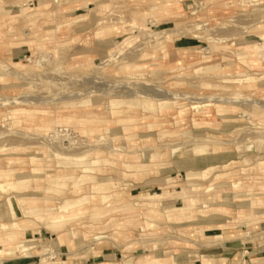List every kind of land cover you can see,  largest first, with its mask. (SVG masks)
<instances>
[{
    "label": "rangeland",
    "instance_id": "374dc122",
    "mask_svg": "<svg viewBox=\"0 0 264 264\" xmlns=\"http://www.w3.org/2000/svg\"><path fill=\"white\" fill-rule=\"evenodd\" d=\"M169 1L0 0V148L13 145L30 147L0 153L1 166L30 173V158L38 156L39 148L45 147L41 142H46L48 138L57 142L63 138L71 139L80 148L79 151L96 150L101 157H107L108 147L115 146L120 156L113 159L108 155L114 161L112 164L101 163L96 174L86 173L89 180L81 186L79 194L74 192L72 182L62 192L46 191L50 185L46 177H53L57 170L53 153L52 161L41 163L43 177L40 176L37 182L31 181L19 193L39 197L40 205H46L45 197L63 201L67 197L90 195L93 193L92 184L107 177L115 185L110 186L105 195L126 191L124 200L110 197L106 205L103 198L98 197L94 204L102 206L99 210L101 217L95 215L91 205L84 206V213L68 224L72 230L76 229L78 236H74L72 231L67 234V246L63 252L57 240L60 233L53 235L41 228L22 233L19 237L23 246L21 252L9 256L0 250L2 264L16 260H21L22 264H64L66 257H70V262L68 260L65 264H93L92 256L105 249L113 254L110 257L107 255L108 260L116 264H126V260H132L130 264H138L142 259L156 256L166 258L167 264H183V258L196 260L203 256L202 249H217L220 246L226 249L237 246L230 264H254L255 259L264 254V142H259L264 140V108L260 106L264 103V59L261 58V62L255 65L250 57L240 60L236 52L261 43L259 46L263 45L264 53V40L260 38L264 34V5L242 6L237 0H172L173 4L167 6ZM124 25H128L125 27L127 30L121 28ZM131 25H137V28ZM106 26L118 28L97 35ZM172 35L174 41L168 42L167 56L163 57L160 53L154 60L151 46L171 39ZM126 38H131L130 44L117 54L116 46ZM212 38L224 40L217 43ZM111 52L114 57H110ZM250 52L247 50L245 53ZM13 62H17V66ZM124 63L132 68L121 69ZM210 65H217L218 69L196 72V68ZM248 76L252 80L246 81ZM225 78L237 81L224 82ZM95 79L99 82L97 86L94 85ZM239 79L244 80L240 82ZM130 87L133 89H128ZM95 88L105 93H97L99 91ZM127 89L130 98L126 94L129 92ZM137 89L144 96L146 91L151 92L150 89L157 91L148 95L153 97L155 109L128 108L124 103L119 106L124 112L114 116L111 101H127ZM163 90L177 94L178 99L174 100L178 105L184 104L189 108L182 122H177L175 118L177 105L168 115L157 108L156 99L162 97ZM123 91H126L125 94L121 93ZM136 92L138 90L134 91L132 98ZM209 97L229 99V103L225 104L228 109L223 111L225 116L212 106L209 107L211 115H196L199 124L195 125L193 115L196 111L190 108L191 103L203 102ZM21 100L26 102L19 103ZM208 103L214 104L215 101ZM18 108L27 112L20 113L19 121L14 123L10 111ZM69 115L73 118L55 122ZM129 118H134L129 122L131 129L124 130L125 123L118 120ZM43 120L50 122L47 132L40 129L45 128ZM90 125L98 130L84 132L83 129ZM184 130L192 131V135H200L207 141L211 153L208 156L219 157L216 163L203 161L193 168L200 171L209 165L217 166L208 178L195 181L198 184L196 188L189 187L187 190V197L197 201L193 209L195 212H172L174 218L169 220L166 214L156 217L142 207H126L130 204L127 202H134L128 195L162 192L164 189L173 193L168 205L184 206V199L179 200L176 191L182 190L188 183L189 168L184 167L185 163L198 159L191 152L193 144L190 143L194 137H185ZM242 134H245L244 141ZM255 141L256 144L259 142L258 148L252 143ZM177 144L183 146L182 151H188L187 155H171V149ZM239 145H245V148L239 150ZM247 145H252V149H248ZM127 151L137 156L144 153L147 157L154 153H166L167 156L158 157L163 163L160 167H151L147 175L135 177L131 176L134 171L123 164L129 161L125 157ZM9 158L15 159V163H8ZM79 174L77 171L75 176ZM235 183L238 187L232 186ZM17 193L0 194V202ZM203 205L211 207L202 208ZM209 208L212 210L203 216L201 210ZM146 221L153 226L144 228ZM222 225L225 226L224 231H207L208 227ZM218 233L223 236L215 238ZM99 234L105 236L99 239L101 242L97 239ZM46 248L48 252L44 251ZM70 252L77 254L66 256ZM209 255H213L212 252ZM173 257H176V262ZM42 259H47V262L43 260L40 263Z\"/></svg>",
    "mask_w": 264,
    "mask_h": 264
},
{
    "label": "bare ground",
    "instance_id": "6f19581e",
    "mask_svg": "<svg viewBox=\"0 0 264 264\" xmlns=\"http://www.w3.org/2000/svg\"><path fill=\"white\" fill-rule=\"evenodd\" d=\"M56 1L59 2V0H56ZM237 2L240 3V5H242V6H248V5L256 6V4L264 5V0H237ZM172 4H173V2H172V0H170L169 4H167V6H171ZM127 26L128 25H124L121 28L127 30L125 28ZM131 26L137 28V25H131ZM195 27H197V29H200V26L197 25V24H195ZM117 28L118 27H116V26H106V27L102 28L101 31H98L97 35H103V34H106L108 32H112L114 30H117ZM179 34H180V32H179ZM260 38H261V40H264V34H261ZM130 39L131 38H126L123 42H121L118 46H116L117 54H121L122 51L124 50V48L128 47V45L131 42ZM212 39H213L214 42H217V43H220V42L222 43L223 40H224V39L215 40L214 38H212ZM166 41H167V43H166ZM173 41H174V38H173V35H172L171 39L167 38V40L166 39L163 40V41L161 40L160 42L153 44L151 46L153 48V53H154L153 59L157 60L156 57H158L160 53L162 54L163 57H166L167 56V47H168L169 43H172ZM260 44H255L252 47L246 48V49H238L236 52L239 55V59L240 60H244L245 57L246 58L250 57L249 59H250L251 63H253L255 65L259 64L261 62L260 59L261 58L264 59V53L262 51L263 50V45L261 47V46H259ZM247 50H250L251 52L246 54L245 52ZM138 52L140 53L141 50H139ZM110 57H114L113 52L110 53ZM204 58H205V56H204ZM154 63H156V62H154ZM12 64L17 66L18 63L17 62L16 63L13 62ZM219 64H221V63H219ZM217 65L199 67V68H196V72H199L201 70L208 71V70H212L214 68L218 69ZM109 66H111V65L109 64ZM139 67L140 66H138V68ZM129 68H132V67L128 63H124L123 66L121 67V69H129ZM219 69H220V67H219ZM154 78H155V76H154ZM102 80L105 81V83H107V84L109 82V80H108V82L105 79H102ZM243 80L244 79H239L240 82L243 81ZM245 80L246 81H250V80H252V77L248 76V77L245 78ZM233 81L236 82L237 79L225 78V80H224V82H233ZM90 82H91V79H90ZM95 82H96V79H95ZM100 82H102V81L100 80ZM120 82H121V84L123 83L122 81H120ZM120 82H119V84H120ZM92 83H94V82H92ZM97 83L99 84V82H96V84L94 83V85L97 86L98 85ZM127 83H131V82H127ZM89 85H88V87H89ZM124 85L127 86L126 83ZM132 85H135V84H132ZM118 86H120V85H118ZM146 86H149V85H146ZM151 86L153 87V86H156V85H150L149 87H151ZM136 87H137V85H136ZM106 88L107 87H105V89ZM117 88L118 87H116L115 89H117ZM122 88L124 89V87H122ZM192 88H194V87H192ZM87 89H89V88H87ZM87 89H86V91H87ZM128 89H133V88L130 87ZM134 89H135V87H134ZM93 90H94V88L91 91H93ZM111 90H113V89H111ZM125 90H126V87H125ZM137 90H138V93L136 92L135 97L132 98V96H133L132 94L134 93V91H137ZM137 90L133 91V93L131 94V99H128L127 101L112 100L111 104H110L111 113L114 116L117 115V114L123 113L124 111H122V110L120 111L119 106L121 104H124V103H126L129 106L128 108H133L134 106H140L144 111H146V110H154L155 109V107H154L155 106L154 105V99H153L152 96L148 97L149 93L151 95V92H153L154 90L152 89L153 90L152 91L150 89L151 92H149V90L146 91L148 94L145 93L146 94L145 96L142 94L143 93L141 91L142 89L140 90L142 93L139 92V89H137ZM89 91L90 90H88V92ZM97 91H99V90H97ZM163 91L165 92V90H163ZM107 92H109V90ZM117 92H119V91H117ZM125 92L123 91L121 93L125 94ZM156 92L157 91H155L153 93L155 94ZM92 93H94V92H92ZM97 93H102V91L101 92L99 91ZM104 93H102V94H104ZM129 93H130V91L126 93L127 96H128ZM94 94H96V92ZM107 94L109 95L110 93H107ZM184 94H183V96H184ZM193 95H194V93H193ZM121 96H126V95H121ZM159 96H161V95H159ZM185 96L188 97V95H185ZM236 96H238V95H236ZM113 97L114 96H112L111 98H113ZM116 97H119V96L117 95ZM234 97H235V95H234ZM121 98H123V97H121ZM128 98H130V94H129ZM174 99H178L177 94L171 93V92H165L162 95L161 98L156 99L158 101V103H157L158 107L157 108L159 109V111L161 113L168 115V114L172 113L171 112L172 108H174V106L177 105L176 106L177 109H176V112H175V114H176L175 118H176L177 122H182L184 120L185 115L189 112V108L186 105H184V104L183 105L182 104L178 105L177 101H175ZM182 99H184V98H182ZM188 99H190V98H188ZM203 99H201V100H203ZM236 99H238V98H236ZM212 100L215 101L214 104L213 103H208L209 101L212 102ZM228 101H229V99H224V98H219V97H214V98L209 97V98H207L206 101H203V102L193 101L191 103V107L190 108H192V109H194L196 111L194 113V115H193L194 124L195 125L199 124L196 115H198V114H203L205 116L211 115L212 109L209 108V107H212V106L215 107V109L217 110V112L220 115L225 116L223 114L224 113L223 111L228 109V107L226 106L227 105L226 103ZM234 101H235V99H234ZM234 101H232V102H234ZM236 101H238V100H236ZM239 101H241V100H239ZM25 102L26 101L21 100L19 103H25ZM36 102L34 101V103H36ZM250 102H251V100H250ZM203 103H205V104H203ZM252 103H253V101H252ZM252 103H250V104H252ZM239 105H241V104H239ZM260 106L262 108H264V103L263 104L261 103ZM231 108H233V107L231 106ZM23 112L24 113L27 112L26 109H21V108L19 109L18 108V109H14V110L10 111V115H11V118L14 120L13 121L14 123L19 121L18 116L20 115V113L22 114ZM64 118L65 119H72L73 116H70V115L69 116H63V117H61L59 119H56L55 122L56 123H61V122L64 121ZM248 119H249V117H248ZM132 120H134V118L120 119V120H118V122L125 123L124 127H123L124 130H129V129H131V125H129V122H131ZM86 121L87 122H92V121H89V120H86ZM49 123H50L49 120H43V124L42 125H44L45 128L40 127L42 125H40L38 127H40L41 130L47 132V131H49L47 129V125ZM97 130H98V128L96 126H92V125H90L87 129H83L84 132H91V133H93L94 131H97ZM209 130L210 129H208V131ZM197 131H199V130H197ZM205 131H207V130H205ZM215 131H217V130H215ZM191 132L189 130H184L183 135L185 137L190 136V139L192 138V136L194 137V140L192 141V143H190V144H193L192 147H191V152L198 159H193L191 161H187L186 163L184 162L185 163L184 167L189 168V169H187V180H188V183H187V186L185 188L183 187L182 190L176 191L177 194H178L177 196H180L179 200L184 199L183 200L184 201V206L171 207L170 205H168L170 203V200H172L173 193L171 191H168V190L164 189V191H162V192H153V193L128 195L129 199L131 198L132 200H134V202L133 203L131 201L127 202V203H130V204H126L125 205L126 207L131 208L132 206L133 207L134 206H139V207H142L143 210L146 209L148 214H154L156 217H160V216H162V214H166L165 216L169 220H172L174 218L173 215L171 214L172 212L173 213L177 212V214L178 213L179 214H184V213H187V212H191V213L195 212V210H193V209L195 208L197 201L194 198H190V197L188 198L187 197V190H188L189 187H192L193 189L196 188V186L198 184H196L195 181L199 180V179L208 178V176L210 175L211 171L213 169H215L217 166L214 165V164L213 165H209V166L205 167L203 170H200V171H195L193 168L196 167L197 165H200V163H203V161H207V162L209 161V162H215L216 163V161L219 159V157H217V156H208L211 153L209 152V144L207 143V141L204 138L200 137V135H192ZM233 134H235V133H233ZM253 134H255V133H253ZM257 134L258 133H256V135ZM242 135H244L242 137L243 141H244L245 134H242ZM238 137H240V136H238ZM45 141L46 142H41L42 144L45 145V147L39 148L40 150H38V153H37L38 156H34L33 155V157L30 158V163L32 165V170H31L30 173L19 171L18 169H14V168H3L1 166V163H0V194H10V192H14V191L18 192L15 196L8 195L3 202H0V250H3L6 253V255H9V256L14 255L16 252H21L20 249L23 246L21 245L22 244L21 241H19V237H21L23 235L22 234L23 232L31 231V230H35L36 231L37 229H41V228H44L46 231H48V233H52L53 235H55L56 233H60V236L57 238L58 243L60 245H62V246H67L66 243H65L66 236H67L68 233L70 234L71 231H72V228H71L72 226H69L68 224L72 220L76 219L78 216H80L81 214L84 213V211L86 210V208H84V206L91 205L90 208H92L93 210L96 211L95 215L101 217L102 213H99L100 212L99 210L102 209V206L94 204V202L98 199V197H100V198L102 197L103 198L102 201L104 202V205L107 204V202L110 200L109 199L110 197H115V198H117V200H121V201L124 200V198H126V195H125L126 191H125V193L120 192V191L113 192V194H112L113 196L112 195H105L104 192H106V190L108 188H110V186L114 187V185H115V183L112 182V179L108 178V177L106 179L102 178L101 180L97 181L96 183H93L92 186H91V188L93 189V193H91L90 195H87V194L83 195L82 194V195H79L77 198L67 197L63 201H56V200H54L51 197H45L44 203L46 205H40L41 201H40L39 197H34V196H30V195L20 194L19 192L21 190L27 188L30 185L31 181L37 182V180L40 179V176L43 177L44 174L42 175L41 172H42L44 167H42L41 163H43L44 160H45V163H46V161L47 162L52 161V156H53L52 153L56 157L55 166H56L57 170L55 171V174L53 175V177H46L47 181L50 183V185L46 188V191L47 192H52V191L62 192V190L68 185V183L72 182V185H73V188H74V192L76 194L80 193V191L82 190L81 186L85 185L86 182L89 180V179L86 178V175H85L86 173H94V174H96V171L98 170L97 167H99L98 165H100L101 163H103L104 165L112 164L114 161H112V159H109L108 155L112 156L110 158H113V159H115L118 156H120L119 153H117L119 151V149L117 147H115V146H109L108 147V155H107V157H105V156L101 157V155L97 154L96 150L92 151V149H88V150H85V151H79L80 148L78 146L76 147V143L74 141H72L71 139H68V138H63L60 142H57V141H55L53 139L49 140V138H48V140L45 139ZM235 142L238 143L237 141H235ZM259 142L263 143L264 140H261ZM259 142L257 144H256V141L252 142V143L256 145V148H258L259 147ZM239 143H240V141H239ZM187 144H184V145H187ZM226 144H229V143H226ZM180 145H178L177 147H173L171 149V155L172 156L187 155L188 151H182V147L183 146L181 147ZM251 146L252 145H247V148L250 149ZM27 148H30V147H21V146H18V145H13V146H10V147L6 146V147L0 148V153L16 152V151H19V150H26ZM189 148H190V146H189ZM238 148H239V150L241 148L244 149L245 145H239ZM242 150H241V152H242ZM260 150H262V149H260ZM260 150H258V151L260 152ZM46 151H47V154H44ZM237 152H239V151L237 150ZM161 155H163L164 157L167 156L166 153H163V154L154 153L152 155L150 154L147 157L146 154L144 153V154H141V156L139 155L140 156L139 157V156H137L136 153H132V152L127 151L125 157L128 158L127 160H129V161H125L123 164L125 165V167H127V168L131 169L132 171H134V172H132L131 176H135V177L144 176V175L148 174V172H149L151 167H160L161 165H163V163L161 164L160 159L158 158ZM240 156H242V155H240ZM242 157H244V156H242ZM248 157L250 159H252V157H250V156H248ZM15 161L16 160L13 159V158H9L8 159V163H10V164L15 163ZM48 166H50V165H48ZM77 171L80 172L78 177L75 176ZM179 171H181V170H179ZM124 182H123V184H124ZM215 186L217 187L218 184L215 185ZM232 186L238 187L237 183H235ZM213 188H215V187H213ZM210 189H212V188H210ZM125 190H127V189H125ZM230 190H228V191H230ZM127 191H129V190H127ZM226 200H227V198H226ZM53 201H56V203H53ZM203 207L205 208V207H211V206L203 205L202 208ZM210 210H212V209L209 208L208 210H201V213H202L203 216H205L207 214V212L210 211ZM39 225H42V226H39ZM152 226H153V223H151L150 221H146V225L144 226V228H146V227L149 228V227H152ZM224 227L225 226H223V225L220 226V227H215V228L214 227H212V228L208 227V230H223ZM222 236H223V234L218 233V234L215 235V238H221ZM104 237L105 236L99 234L97 239L99 240V239L104 238ZM256 237H258V236L256 235ZM260 249H262V247ZM44 251L48 252L49 249L46 248ZM46 254L47 253H45V255ZM108 257H110V256L108 255ZM175 258L176 257H173L174 262H176ZM43 260L45 262H47L46 261L47 259L46 260L42 259L40 263H43L44 262ZM2 261L3 260L0 258V264H2ZM131 261L132 260H126L125 263L126 264H130ZM47 264H57V263L53 262V263H47ZM99 264H116V263L114 261L108 260L107 262H101ZM138 264H167V261H166V258H160V257L156 256V257H153V258L142 259V260H140L138 262ZM254 264H264V261H260V260L255 259Z\"/></svg>",
    "mask_w": 264,
    "mask_h": 264
},
{
    "label": "crops",
    "instance_id": "0c3cea01",
    "mask_svg": "<svg viewBox=\"0 0 264 264\" xmlns=\"http://www.w3.org/2000/svg\"><path fill=\"white\" fill-rule=\"evenodd\" d=\"M207 231H208V229H207ZM220 231H224V229L220 230ZM72 232L74 233L73 234L74 236H78V232L76 231V229L72 230ZM101 241L102 240H98V242H101ZM64 247H66V246H61L60 247L61 252H63V248ZM222 248H224V247L220 246L217 249H202L201 255H203V256L197 258L196 260L190 259L189 257L188 258H183L185 260H183L182 263L183 264H230V262H231V260L233 258V254H235V252H237V246H234V247L232 246L229 249L228 248L227 249L226 248L222 249ZM211 252H212L213 255H209V254H211ZM76 254H77L76 252H70L66 256H71V255H76ZM107 255L113 256L112 253H107V249H105L103 251H99L97 254H94L92 256V258H91L93 260V262H94L93 264H99L101 262H107L108 261ZM24 258H28V257H24ZM102 258H103V260H101ZM69 259H70V257H68V258L66 257V260L63 261L64 264ZM74 260L75 259H73L71 261H74ZM257 260L264 261V254L261 253V255H259L257 257ZM90 261L91 260L89 259L88 262H90ZM68 262H70V260ZM6 263L7 264H22V261L21 260L20 261L16 260V261H8Z\"/></svg>",
    "mask_w": 264,
    "mask_h": 264
}]
</instances>
